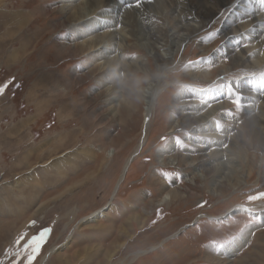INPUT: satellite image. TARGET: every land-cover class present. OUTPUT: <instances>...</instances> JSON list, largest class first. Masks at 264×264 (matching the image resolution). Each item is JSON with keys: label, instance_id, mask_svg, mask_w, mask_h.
<instances>
[{"label": "rangeland", "instance_id": "rangeland-1", "mask_svg": "<svg viewBox=\"0 0 264 264\" xmlns=\"http://www.w3.org/2000/svg\"><path fill=\"white\" fill-rule=\"evenodd\" d=\"M159 1L140 0L136 6L135 0H113L112 6L94 0L87 6L92 11L86 7L93 12L88 15L91 20L78 24L89 17L74 20L68 0H0V86L12 81L0 95L4 264L17 259L8 252H15L20 236L26 241L44 228L51 231L33 264L45 255L46 264H264V199L248 200L264 192V129L254 128L245 115L241 94V108L232 102L238 83L248 78L257 80L252 93L264 94L259 75L264 71V49L258 52L262 64H257V57L250 58L248 69L242 61L234 62V52H222L226 31H236L239 22L248 20V3L226 0L212 20L195 8L198 2L216 8L212 0ZM125 12L130 17H123ZM112 14L127 23L113 22ZM231 15L235 23L226 30ZM89 26L109 32L103 43L105 58L83 46ZM125 26L129 38L111 37ZM244 32L231 44L235 52H240L238 45L253 41L254 31ZM155 40L162 47L160 54L173 61L162 72L152 49ZM104 60L108 62L103 67ZM145 74L160 77L150 131L112 200L125 160L142 142L145 106L142 95L137 101L114 89L125 77ZM150 82L141 85L143 91ZM228 82L233 94L222 87L199 91ZM182 86L189 87L181 90ZM187 89L201 94L188 96ZM260 100L251 108H264ZM216 105L221 109L213 111ZM190 112L199 122L187 120ZM217 123L222 127L218 129ZM166 148L171 154L159 162V152ZM200 148L221 156L214 160L212 174L194 165ZM222 179L226 184L219 186ZM165 184L177 190V200L158 206L155 202ZM103 207L99 217L84 220ZM240 207L245 209L237 210ZM251 226L254 230L244 249L228 258L219 245L227 247ZM119 231L124 234L117 239Z\"/></svg>", "mask_w": 264, "mask_h": 264}, {"label": "bare ground", "instance_id": "bare-ground-1", "mask_svg": "<svg viewBox=\"0 0 264 264\" xmlns=\"http://www.w3.org/2000/svg\"><path fill=\"white\" fill-rule=\"evenodd\" d=\"M68 1H70V5H68V6H72V9L73 10H75L74 11V13H73V11H72V13H73V16H74V20H76V21H78V20H81L82 18H86L90 13H93V12H90L89 13V11L87 12L86 10H87V8L88 7H90L91 6V4H93V1L94 0H82L81 2L79 1V0H68ZM75 1H76V3L77 4H75ZM96 1V0H95ZM100 2L102 1V0H99ZM127 1V0H126ZM159 1V0H158ZM162 1V0H161ZM169 1V0H168ZM213 2H214V4H215V6H216V8H213V7H209V6H207V5H205V4H201L200 2H198V4H196V6H195V8H198V9H200L201 10V13L202 14H204L205 15V17L206 18H214L215 16H217V14H218V11L219 10H221V9H223V7L226 5V0H212ZM244 1H246L247 3H248V5H247V9L245 10V13H246V17H248L247 19L248 20H245L244 22L242 21V23L241 22H239L240 23V26H238L237 27V29H236V31H229V29L227 30V28L229 27V25L230 24H234L235 23V19H236V17H234L233 18V14L227 19V21L224 23L225 25H224V29H226L227 31H226V34H225V36H226V38H227V44H226V46L222 49V52L224 53V54H226V55H228V54H231V53H233L234 52V62L236 61L237 62V65L239 64V62L240 61H242V65L244 66V68H247L248 67V65H247V61H249V59L250 58H253L252 59V61H255L254 60V57H257L258 58V60H259V62L257 63L258 65H261L262 64V62H263V56H261L260 54H261V51H260V49H264V40L262 39V33H264V16H263V14H264V8H260V6H261V2H260V0H244ZM79 2V3H78ZM97 2H98V0H97ZM104 2H105V4L106 5H108V4H110V5H112L111 3L113 2V0H104ZM103 2V3H104ZM160 2V1H159ZM192 2V1H191ZM82 3H83V6L84 7H79L80 6V4H81V6H82ZM99 3V2H98ZM98 3H94V4H96V5H98ZM171 3V2H170ZM3 4V3H2ZM85 4V5H84ZM114 4V3H113ZM159 4V3H158ZM103 6H104V4H102ZM172 5V4H171ZM65 6V5H64ZM88 6V7H87ZM113 6V5H112ZM154 6V5H153ZM66 7V6H65ZM87 7V8H86ZM61 8H63V7H61ZM66 8H68V7H66ZM92 8H93V6H92ZM99 8H102V7H99ZM171 8V7H170ZM193 8V7H192ZM89 9V8H88ZM91 9V8H90ZM89 9V10H90ZM94 9V8H93ZM95 9H96V7H95ZM94 9V10H95ZM112 10H113V8H111ZM168 9V8H167ZM249 9H251V11H249ZM263 9V10H262ZM85 10V11H84ZM93 10V11H94ZM112 10H109V13H112ZM65 11V10H64ZM90 11H92V9L90 10ZM95 11H97V10H95ZM124 11V10H123ZM150 11V10H149ZM22 12V11H21ZM128 12V11H127ZM127 12H125V14H123L122 16L123 17H125V16H129V15H126V13ZM70 13V12H69ZM69 13H67V14H69ZM106 13V12H105ZM129 13V12H128ZM200 13V14H201ZM3 14V13H2ZM71 15V14H70ZM69 15V16H70ZM91 15V14H90ZM104 15H106V14H104ZM130 15H131V13H130ZM72 17V16H71ZM89 17V16H88ZM130 17V16H129ZM262 17V18H261ZM71 19V18H70ZM72 19H73V17H72ZM109 19H112L113 20V22L114 21H116V22H118L117 24H119L120 26H122V25H125L127 22L124 20V19H122V18H119L118 17V14H112V16H110V18ZM126 19H128V18H126ZM130 19H132V18H130ZM190 19V18H189ZM87 20H91L90 19V17L89 18H86V19H84L83 21H78L77 23L79 24V22H85V21H87ZM135 20V19H134ZM143 20V19H142ZM213 20V19H212ZM133 21V20H132ZM1 22V21H0ZM74 22V21H73ZM135 22V21H134ZM69 23V22H68ZM76 23V22H75ZM76 23V24H77ZM86 23V22H85ZM91 23H93V21L91 22ZM128 23L130 24V22L128 21ZM237 23V22H236ZM75 24V25H76ZM151 24V23H150ZM173 24V23H172ZM117 26V28L118 27H120V26ZM132 25H134L133 24V22H132ZM206 24H204L202 27H204ZM237 25V24H236ZM0 26H2V25H0ZM73 26V25H72ZM77 26V25H76ZM80 26H82V25H80ZM86 26V25H85ZM91 26V25H90ZM89 26V27H90ZM95 26V25H94ZM69 27V26H68ZM102 27V26H101ZM100 26H99V28L97 27L96 29L95 28H93V29H95V30H92V28L90 27L89 28V34H87V35H85V36H88V39H86V40H84L83 42H82V44H83V46H85V47H87V48H89V49H95L97 52H98V54L100 55V57L101 58H105L106 57V49H104V42L107 40V38H108V34H107V32L108 31H104V32H102L101 30H100V28H101ZM106 27V26H105ZM200 27V26H199ZM226 27V28H225ZM250 27V28H249ZM208 28V27H207ZM236 27H234V29H235ZM136 29V28H135ZM134 29V30H135ZM140 29V28H139ZM244 29H246V31H254V38H253V41L252 42H250L249 44H248V46H241V45H238V48H237V50L238 49H240V52H235V49H234V45H232L231 46V44H233L234 42L236 43L240 38H241V36H243L244 34H245V32L244 33H242L243 31H244ZM249 29V30H248ZM85 30V29H84ZM98 31V33H97V35H94V36H92L91 34H93L94 33V31ZM99 30L101 31V33L99 32ZM133 30V29H132ZM136 30H138V28L136 29ZM179 30V29H178ZM130 30L129 29H127V27L125 26V27H121V30H120V32H117L118 34V36H114L116 33L114 32V33H110V35H111V37H118V40L120 39V40H122V41H124L125 39H127V38H129V32ZM155 31V30H154ZM158 31H159V29H158ZM242 31V32H241ZM85 32V31H84ZM146 32H147V30H146ZM145 32V33H146ZM225 32V31H224ZM238 32H241L240 34L238 33ZM109 33V32H108ZM136 33V32H135ZM137 34H141V33H138L137 32ZM158 34V33H157ZM166 34V33H165ZM183 34V33H182ZM154 38H155V35H154V33H152L151 34ZM136 36V35H135ZM135 36H134V38H135ZM139 36V35H138ZM148 36V35H147ZM158 36V35H157ZM168 36V35H167ZM262 36V37H261ZM159 37V36H158ZM186 37V36H185ZM112 39V38H111ZM137 39V38H136ZM139 39V38H138ZM149 39V38H148ZM252 39V38H251ZM159 40H160V38H159ZM256 40V41H255ZM141 41V40H140ZM139 41V42H140ZM155 44L153 45L152 44V49H153V51H155V53L154 54H156V59H157V61H159V63H160V66H159V72H162L166 67H167V64H169L172 60H171V57H167V56H163V54L161 55L160 54V49L162 48V47H159L158 46V42H157V40H155ZM140 43H142V42H140ZM169 43V42H168ZM136 44V43H135ZM160 45V44H159ZM81 46V45H80ZM147 46V45H146ZM162 46V45H161ZM167 46V45H166ZM173 46V45H172ZM175 46V45H174ZM177 47H179V46H177ZM86 48V49H87ZM97 48V49H96ZM171 48V47H170ZM258 48V49H257ZM254 50V51H252L251 52V50ZM114 50V49H113ZM175 50V49H174ZM61 51H63V50H61ZM260 51V54L258 53ZM93 52V51H92ZM169 52V51H168ZM251 52V53H250ZM241 53V54H240ZM96 54V53H95ZM108 54V53H107ZM114 55V54H113ZM115 56V55H114ZM233 57V56H232ZM115 61V60H114ZM117 61V60H116ZM103 62V61H102ZM108 62V60H104V64H103V67L106 65L105 63H107ZM111 62V61H110ZM121 62V61H120ZM130 62V61H129ZM128 62V63H129ZM173 62V61H172ZM222 62V61H221ZM131 63V62H130ZM135 63V62H134ZM249 63V62H248ZM110 64V63H109ZM108 64V65H109ZM116 64H118V63H116ZM123 64V63H122ZM122 64H120L119 63V65H120V68H122V69H125V68H123V65ZM127 64V63H126ZM135 64H137V63H135ZM234 64V63H233ZM249 64H251V61H250V63ZM108 65H107V67H108ZM111 65V64H110ZM113 65V64H112ZM111 65V66H112ZM118 65V66H119ZM122 65V66H121ZM125 65V64H124ZM253 65V64H252ZM251 65V66H252ZM255 65V64H254ZM131 66H133V64L131 65ZM137 67L138 66H143L142 65V63L140 64H137L136 65ZM127 67V66H126ZM130 67V66H129ZM112 68H113V66H112ZM116 68V67H115ZM206 68V67H205ZM258 68H260V69H262V66L261 67H259V66H257L256 67V69L257 70H260V69H258ZM264 68V67H263ZM102 69V68H101ZM104 69V68H103ZM105 69H107V68H105ZM228 69V68H227ZM248 69V68H247ZM112 70V72L113 73H115L116 74V72H114L115 70H119V69H115V70H113V69H111ZM140 70V69H139ZM138 70V71H139ZM166 71V70H165ZM228 70H225V72H227ZM111 72V71H110ZM112 72L110 73V75L112 74ZM123 72V71H122ZM207 73V72H206ZM109 74V73H108ZM160 74V73H159ZM116 76V75H115ZM112 77L114 78L113 80L114 81H116V80H118V78L117 77H114L113 75H112ZM125 79H126V77H125ZM259 80V79H258ZM159 81H160V77L158 76V75H155V76H153L152 77V79H151V82L149 83L150 84V86L149 85H147V88L146 89H144V91L141 93V95H142V98H143V101H144V103H145V106H144V122H143V129H142V135H143V139H142V142L139 144V146L137 147V149L125 160V162H124V164H123V168H122V171H121V174H120V176H119V178H118V180H117V182H116V184H115V187H114V190H113V193H112V200L115 198V196L118 194V192H119V190H120V188H121V185L123 184V182H124V180L126 179V176H127V173H128V171H129V169H130V167H131V165H132V163L134 162V160H135V158L138 156V154L141 152V149L143 148L142 146L144 145V142H145V139H146V136H147V132H148V130H149V128H150V117L152 116V112H153V110H154V101H155V99L157 98V96H158V93H159ZM117 82V81H116ZM119 82V81H118ZM149 82V81H148ZM113 83V82H112ZM116 84V83H115ZM108 86H109V84H107ZM111 85V84H110ZM238 93L239 94H241V96H242V100L244 101V104H245V106H246V108H244L245 109V112H246V114L245 115H248L249 116V120L251 121V123L253 124V126H254V128H255V126H260L261 127V129L263 128L264 129V108H256V110H254V108H251V106H254L255 104V100L256 99H262L263 101H264V94H262V93H260V92H257V93H252L253 91V89H257V80H252L251 78H248V79H245V80H243V81H241V82H239L238 83ZM236 86V87H237ZM113 87V86H112ZM109 88V87H108ZM236 89V90H237ZM115 90H117L118 92H123L124 90H122V88L120 87V82L118 83V85H117V89H116V86H115V89H114V91ZM110 92V91H109ZM187 93H186V95H188V96H191L192 94H193V96L195 95H199V94H201V93H197V92H195V90H189V89H187V91H186ZM196 93V94H195ZM112 94V93H111ZM124 95H125V93H124ZM220 95H222L221 93H220ZM183 96V95H182ZM126 97H128V96H126ZM185 97V96H184ZM209 100L210 99H214L215 100V98H214V96L213 95H209ZM129 98V97H128ZM177 99H181V97L179 98L178 96H177ZM126 100V99H125ZM186 100V99H185ZM262 100H260V101H262ZM182 102V101H181ZM193 102V101H192ZM233 102V101H232ZM183 103V102H182ZM204 104V103H203ZM118 105H119V103H118ZM180 105H182V104H180ZM189 105V104H188ZM223 105V104H222ZM116 106H117V104H116ZM226 106H228L227 105V103H226ZM193 107H200V105L199 106H193ZM180 108V107H179ZM219 109H221V107H220V105H216V106H214L213 108H212V110L213 111H216V110H219ZM191 113V112H190ZM197 114V113H196ZM207 116V115H206ZM186 118V117H185ZM204 119V118H203ZM207 119V118H206ZM209 119V118H208ZM187 120L188 121H191L192 123L194 122H199L198 121V118H196V117H194L193 115H192V113L191 114H189L188 115V118H187ZM201 120V119H200ZM187 122V121H186ZM185 122V123H186ZM213 122V121H212ZM193 123V124H194ZM184 124V123H183ZM190 124V123H189ZM198 124V123H197ZM191 125V124H190ZM200 126V125H199ZM202 128V127H201ZM200 128V130L199 131H202V129ZM223 129V128H222ZM257 129V128H256ZM194 130V129H193ZM260 130V129H259ZM150 131V130H149ZM204 131V130H203ZM217 132V131H216ZM258 132V131H257ZM252 133V132H251ZM263 134V133H262ZM261 134V136H263ZM200 140L199 141H203V139H205V135H201L200 136V138H199ZM237 144H238V142H237ZM234 145H236V144H234ZM218 147V146H217ZM234 148V147H233ZM199 149V148H198ZM214 149V148H213ZM193 150V149H192ZM114 152V149H110L109 150V153H111V152ZM194 151V150H193ZM199 151V155H198V157L196 158L195 157V159H194V161H198L197 163H195L194 165H196V166H198V167H203L204 169H205V172H207V173H213V172H215V169H216V166L214 165V160H217L219 157H221L219 154H217L216 155V153L215 154H212V153H207V149H201L200 148V150H198ZM210 151V150H209ZM170 154H171V148H166V149H163V150H161L160 152H159V155H160V161L159 162H164V161H166V156H170ZM191 154H193V153H191ZM195 154V153H194ZM219 155V156H218ZM193 156V155H192ZM232 157V156H231ZM163 158H164V160H163ZM226 158V157H225ZM231 159V158H230ZM237 161V160H236ZM174 163H176V162H174ZM233 163V162H232ZM188 164V163H187ZM225 169V168H224ZM203 170V169H202ZM210 175V174H209ZM207 177V176H206ZM216 179V178H215ZM226 184V182H225V180H219V182H218V185L219 186H224ZM215 190V189H214ZM221 194H223V193H221ZM177 195H178V193H177V190H173L170 186H168L167 184H165L164 185V190H163V192L161 193V195H160V197L157 199V202H155V204L156 205H158V206H162V205H167L168 203H171L172 201H176L177 200ZM111 203V201H109V204ZM244 210L245 208H243V207H240V208H237V210ZM104 210H105V208L103 207V208H101V209H99V210H97V211H95L94 213H92L88 218H86V219H84V220H90L92 217L93 218H97V217H99L103 212H104ZM140 217V216H139ZM139 217L137 218L136 217V221H138V219H139ZM252 227V226H251ZM254 227V226H253ZM248 228V229H246L242 234H241V236H239V237H237L234 241H232L225 249H224V253L227 255V257L229 258V257H233L235 254H237V253H240V251H242L243 249H244V246L246 245V243L248 242V240H249V237H250V235H251V233L253 232V230H254V228ZM122 232V231H121ZM112 233V232H111ZM122 234H124V233H122ZM121 233H120V231H119V236H117V239L118 238H120L121 236H123ZM109 235H110V233H109ZM120 246V245H119ZM123 247V246H122ZM52 252H54L55 251V249H52L51 250ZM143 252H140L139 254H142ZM48 256L49 255H45V256H43V258L41 259V261H40V263L39 264H46L47 263V260H48Z\"/></svg>", "mask_w": 264, "mask_h": 264}, {"label": "snow or ice", "instance_id": "snow-or-ice-1", "mask_svg": "<svg viewBox=\"0 0 264 264\" xmlns=\"http://www.w3.org/2000/svg\"><path fill=\"white\" fill-rule=\"evenodd\" d=\"M136 6H139L140 4V0H135ZM128 7H132V4H129ZM261 7L264 8V0H262L261 3ZM249 11H251V9H249ZM218 34V33H217ZM132 59H135V57L133 56ZM203 59V58H201ZM195 63V62H193ZM251 75H256V73H251ZM260 77L262 78V80H264V71H261L259 73ZM12 81H9L8 83L0 86V95H2L5 90L7 89V87L9 86V84H11ZM189 86H182V89H185ZM226 88L227 92L229 94H233L234 93V89H233V85L231 82H228L226 84H217V85H213L210 86L207 89H199V91H213L215 90V88ZM236 95V99L233 101L234 104L236 105L237 108H241L242 107V100L241 97L238 93V91L235 92ZM222 126L217 123V128H221ZM167 139V138H165ZM177 139L179 140V137H177ZM224 147H227V145L225 144ZM258 199H264V192H258L256 195H250L248 196V200L249 201H255ZM247 211H251V209H247ZM35 223V222H33ZM51 229L49 228H44L42 229L38 234L33 235L31 238L27 239L25 241L24 236H20L17 240H16V245L17 248L15 250V252H8L9 256L14 255L17 259H15L13 261V264H20V259H24L25 260V264H33V261L35 260L37 254L39 253L42 245L46 242V239L50 233ZM21 241H25L21 247ZM220 249H225L226 245L225 244H220L219 245ZM0 264H4V260L0 259Z\"/></svg>", "mask_w": 264, "mask_h": 264}, {"label": "clouds", "instance_id": "clouds-1", "mask_svg": "<svg viewBox=\"0 0 264 264\" xmlns=\"http://www.w3.org/2000/svg\"><path fill=\"white\" fill-rule=\"evenodd\" d=\"M151 79L152 75L149 74H145L143 76H136L133 79H124L120 82V87L122 88V90L127 92L133 99L138 101L143 91L141 85L147 83Z\"/></svg>", "mask_w": 264, "mask_h": 264}]
</instances>
